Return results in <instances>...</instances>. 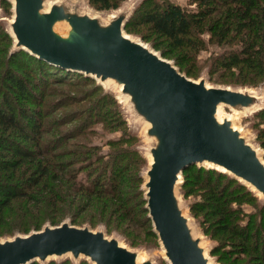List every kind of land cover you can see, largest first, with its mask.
I'll return each mask as SVG.
<instances>
[{
    "label": "trees",
    "instance_id": "1",
    "mask_svg": "<svg viewBox=\"0 0 264 264\" xmlns=\"http://www.w3.org/2000/svg\"><path fill=\"white\" fill-rule=\"evenodd\" d=\"M121 1L88 0L98 10L117 9ZM189 2L195 6L186 8L167 0H141L128 15L123 29L161 49L163 57L184 52V60L190 51L204 49L201 35L208 33V39L233 42L239 47L221 64L230 68L240 66L237 75L248 82L252 79L248 70L257 67L261 69L257 75H264V13L259 10L262 0ZM2 40L8 42L2 51L4 55L0 56V236L26 234L46 223L60 224L67 213L59 204L65 202V193L73 190L85 200L84 209L95 207L98 201L103 203L102 210L107 212L103 229L107 235L114 230L131 247L145 245V235L157 237L145 209L144 190L138 189L146 163L140 152L118 146L108 160L100 163V171L89 173V180L78 183L76 173L83 171L80 155L85 150L66 149L65 138L73 137L53 128L56 120L45 121L54 111L46 100L50 87L84 84L94 79L49 64L22 49L11 51L10 39ZM98 88L94 83L89 90L94 92ZM48 133L50 136L45 140L43 136ZM120 143L118 140L115 145ZM181 174L187 177L183 181L204 189L206 200L191 205L190 210L208 209L218 224L216 232L237 238L234 243L241 253L251 252V257L256 258L254 264H264V223H240L239 212L232 206L236 196L249 194L245 185L213 167L189 165ZM69 222L76 223L71 219ZM88 223L95 227L96 222ZM47 264H67V261L52 260Z\"/></svg>",
    "mask_w": 264,
    "mask_h": 264
},
{
    "label": "water",
    "instance_id": "2",
    "mask_svg": "<svg viewBox=\"0 0 264 264\" xmlns=\"http://www.w3.org/2000/svg\"><path fill=\"white\" fill-rule=\"evenodd\" d=\"M7 1L13 7L11 51L22 49L101 84L111 79L134 116L147 123L145 135L153 144L147 150L145 209L163 254L169 264H209L175 189L185 167L205 164L246 184L264 202V162L259 152L232 120L216 117L218 104L241 111L264 106L263 99L251 90L209 87L204 79L180 73L172 62L124 32L127 8L103 23L63 2H52L46 9L45 0ZM139 253L103 229L76 227L69 221L0 240V264L47 262L66 255L90 264H139ZM140 264L151 261L143 259Z\"/></svg>",
    "mask_w": 264,
    "mask_h": 264
},
{
    "label": "rangeland",
    "instance_id": "3",
    "mask_svg": "<svg viewBox=\"0 0 264 264\" xmlns=\"http://www.w3.org/2000/svg\"><path fill=\"white\" fill-rule=\"evenodd\" d=\"M140 1L141 0H122L119 8L104 10L96 9L88 0H45L44 6L48 9L47 7H49V4L52 2H63L69 9L96 16L101 22L105 23V21L109 20L113 14H116L121 9H129L130 14ZM167 1L180 4L186 8H193L195 6L194 3L190 5L189 0ZM259 7V10H262L264 13V0H262V4H260ZM12 17V3L7 0H2V3L0 2V56L3 54L2 51L7 48L6 44L8 42L2 39H10V47L14 43L9 27ZM59 29H62L61 25ZM128 35L134 39H139L148 48H152V50L158 53L163 59L172 62L180 73L192 80L204 79L205 85L209 87L227 86L232 89L251 90L264 101V75H257L261 72L260 68L256 67L252 71L248 70V72L251 73L250 77H252V79L249 80L250 82H248L245 81L241 75H237L240 66L230 68L221 64L222 60L227 56L239 50V47L235 46L233 42H216L214 39H208V33H203L201 39L203 42L202 45L205 46L204 49L197 52L190 51L188 53L189 56L184 60V52L163 57L161 55V49L153 48L149 41H143L140 36L136 34ZM8 51L9 48L7 52ZM227 80L233 81L235 84H228L226 82ZM94 83H96L99 88L94 92H90L89 89ZM119 89L120 88L113 82L101 84L97 79L90 80L88 83L84 84L52 86L48 89L46 100L51 103L54 111H52L45 121L47 122L50 119L56 120L53 128L59 130L61 134L64 133L67 136L73 137L65 138L67 139L64 144L66 149L74 151L85 150V153L80 155L83 161L80 166H82L83 171L79 172V174L76 173L78 175L76 178L78 183L89 180L90 177L87 179L89 173L100 171V163L108 160L110 153L119 146L122 149L124 147L127 149H135L137 152H140L146 160L141 170L142 183L138 188L140 190L143 189V184L145 182L144 175L150 161L147 150L152 146L153 139L146 137L145 132L148 126L147 123L134 116L127 98L119 93ZM103 93L105 97L101 98ZM263 107L264 106H255L254 108H244L241 111H234L227 105L222 106L219 120L223 118L232 120L234 127L238 129L240 134L247 139L252 147L257 149L260 158L264 162ZM79 131H81V133H78ZM76 133H78L77 136L74 135ZM49 136L50 134L48 133V135H44L43 138L46 140ZM118 140H120L121 143L115 145V142ZM83 158H85V160ZM200 166L208 167L205 164ZM70 168L72 167L68 169ZM180 176L179 180L182 181V183L176 187L175 194L178 197L179 206L183 214L188 218V225L191 227L193 236L200 239V245L204 248V254L208 258L209 264H254L256 258L251 257V252H246L247 254L243 252V254L240 252V249H237L234 243L238 240L237 238L227 235L226 233L216 232L218 231V224L214 221L215 217L208 213V209L199 212L190 210L191 205L203 199L206 200L203 195L204 189L193 182H188V180L183 181L187 177H182V174ZM73 184L74 182L72 185ZM66 185L71 184L68 183ZM243 185H245L249 194L243 193V195H238L236 193L238 196L233 200L232 206L236 209L237 213L239 212L237 216L239 217L240 223L260 225V223H264V202L259 194L257 195L246 184L243 183ZM64 198L66 200L59 204V208L64 210L67 214H64L65 217L62 218L63 221L61 220V223L71 219L76 222L75 224L70 223L71 225L76 227L86 225L89 227L90 223L88 222L93 221L94 223L96 222V224L95 227H89L91 230L103 229L104 222L107 220V212L102 210L104 207L103 203L98 201L95 203V207L84 209L85 200L81 197V194L79 195L73 190L69 191L67 194L65 193ZM261 208L263 210H261ZM44 225L51 226L48 223ZM111 232L113 234L110 233L107 236H115L131 250L141 251L143 253V258H141V260L149 259L151 264H169L163 254L164 251L157 237L154 238L145 235L143 237L145 245L131 247L117 232L114 230H111ZM15 235L25 234L22 232H15L14 235L0 236V240L12 238ZM52 260H54V262L67 261V264H86L88 261L82 257L79 260H75L69 255L60 258L53 257ZM141 260L138 261L139 264ZM49 261L38 262L39 264H47Z\"/></svg>",
    "mask_w": 264,
    "mask_h": 264
},
{
    "label": "bare ground",
    "instance_id": "4",
    "mask_svg": "<svg viewBox=\"0 0 264 264\" xmlns=\"http://www.w3.org/2000/svg\"><path fill=\"white\" fill-rule=\"evenodd\" d=\"M109 82H112L111 79H107L103 84H106V83H109ZM222 106H223L222 104H218L217 113H216V117H217L218 120L220 118V113H221V110H222ZM220 121H222V120H220ZM209 166H211V165H209ZM220 169H222V168H220ZM142 254L143 253L140 251V253L138 255V261L141 260V258H143Z\"/></svg>",
    "mask_w": 264,
    "mask_h": 264
}]
</instances>
